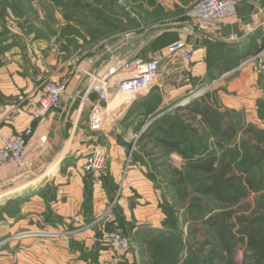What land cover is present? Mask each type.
Listing matches in <instances>:
<instances>
[{
  "label": "crops",
  "instance_id": "crops-1",
  "mask_svg": "<svg viewBox=\"0 0 264 264\" xmlns=\"http://www.w3.org/2000/svg\"><path fill=\"white\" fill-rule=\"evenodd\" d=\"M194 1L180 0L178 5L188 8ZM190 21L154 33L137 50L135 60L149 61L175 40H183L193 50L192 80L185 79L176 58H167L157 86L137 101L154 94L161 96L166 109L157 118L173 116L177 107L189 105L183 103L201 89L202 82L203 87L210 84V74L237 70L210 91L217 93L220 104L236 111L249 107L252 114L248 117H253L260 109L259 101H264V72L256 71L259 62L244 65V60L264 45V0H240L236 16L227 24L212 23L202 28L196 20ZM19 35L5 36L0 31V142L4 136L13 138L28 129L33 134L25 168L0 167V264H148L144 242L151 236L146 230H161L166 219L160 208L162 195L155 185L162 179L153 167L166 160L160 154L140 159L134 157L133 147L127 150L129 145L122 134L131 129L126 131L121 126L142 117L128 118L134 103L127 107L125 97L113 92L119 104L112 108L109 102L106 127L102 132H92L88 122L97 95L89 91L91 80L84 72L102 76L107 73L104 62L86 57L77 64L63 63L59 51L36 38L33 46L25 43L22 54L17 45ZM241 62L243 66L238 69ZM47 80L64 83L66 91L60 104L44 120L36 121L32 114L44 96ZM150 124L148 121L140 134ZM96 146L103 149L106 165L99 174L87 173L83 167ZM149 147L147 150L158 152ZM170 158L184 166L178 155ZM128 159V176L113 214L106 225H95L97 216L115 199ZM107 179L114 186L110 187ZM86 183L92 188L87 206ZM40 215L46 229L58 235L9 240L15 234L38 229L36 219ZM121 221L131 240L128 252L113 251L106 245L108 233Z\"/></svg>",
  "mask_w": 264,
  "mask_h": 264
},
{
  "label": "rangeland",
  "instance_id": "rangeland-1",
  "mask_svg": "<svg viewBox=\"0 0 264 264\" xmlns=\"http://www.w3.org/2000/svg\"><path fill=\"white\" fill-rule=\"evenodd\" d=\"M179 1L0 0V31H3L5 36L11 33L20 34L17 45L22 54L26 51L25 43L33 46L34 38H36L43 41L40 44L53 46L55 51H59L58 58L63 63L77 64L86 57L97 58L104 62L108 71L119 63L126 64L136 61L137 50L154 33L176 29L184 23L190 24L191 19L188 13L198 0H195L188 8L180 7ZM77 2L80 4L79 7H77ZM3 25L6 30H3ZM62 51L65 52L62 54ZM260 66H264V58L256 66L258 73L264 72ZM159 99L161 100H157L156 104L151 102L152 105L155 104L151 112H155L156 117L161 116L166 109L162 106V97ZM110 103L112 108L116 107L119 99L111 96ZM220 105L222 113L229 114L233 120L238 122L241 130L255 129L257 133L264 134V101H259L260 109L251 118L248 117L252 114L249 112V107L236 111L224 103ZM134 120L139 121L134 124ZM132 121L128 122L129 125L121 126V129L126 131L131 129L127 132L128 134H122V140L129 145L127 150L130 151V147H133L134 157L141 159L142 154L138 151L140 131L148 120L143 116L141 119ZM255 137L254 134L240 133L224 143V147L216 146L215 138L210 139L208 144L219 159L232 163L237 172V168L251 159ZM147 144L151 145L150 149L152 146L158 149L153 141ZM144 152L147 153L148 150ZM159 154L166 156L164 151L157 152V155ZM150 157L157 158L156 156ZM168 159L165 158V165L156 163L153 170L162 179L156 180L155 183L162 195L161 202L165 197L166 202L169 203V211L176 213L175 215L179 218L178 233H174L171 239L170 256L175 260L178 259L174 264H188L193 260L211 261L212 264H249L252 255L242 242L234 248L233 254H224L222 257L218 255V252L213 249L216 246V233L208 231L199 220L192 219L191 214L202 208L212 211L209 216L228 212L234 215V220L230 219V225L236 223V218H253L264 212V178L262 182H258V176H255V190H247L238 204L224 207L216 200L193 194V187L183 184L185 181L182 180V176L189 174L186 167L180 165L175 159L170 158L169 162ZM179 171L183 175H179ZM179 184L183 192L176 187ZM148 255L150 259L148 264H154V257L149 252Z\"/></svg>",
  "mask_w": 264,
  "mask_h": 264
},
{
  "label": "trees",
  "instance_id": "trees-1",
  "mask_svg": "<svg viewBox=\"0 0 264 264\" xmlns=\"http://www.w3.org/2000/svg\"><path fill=\"white\" fill-rule=\"evenodd\" d=\"M79 6L80 4L77 2V7ZM4 29L6 30L3 25ZM178 41L175 40L170 45ZM244 62L239 63L237 68ZM228 72L230 71L220 70L215 74H210L208 82L212 83ZM185 79L191 81L192 76L185 75ZM204 85L205 83L202 82L199 88ZM159 97L161 96L154 94L149 99L136 100L128 111V118L144 116L148 121H151L139 139V152L142 154V158L143 155L145 157L157 155V152L152 149L147 153L144 152L148 149L147 143L150 141H153L160 149H157L158 152L164 151L166 156L162 157L178 155L183 159V167H186V171L189 173L187 176H182V180L185 181L183 184L191 185L193 194L216 200L224 207L238 204L247 190H255L254 177L258 176V182H262L264 178V134L257 133L255 129L241 130L238 122L233 120L229 114L222 113L215 91L204 93L185 107H177L173 116L166 114L157 118L158 116L156 117L155 112L152 113L151 109H154L157 100H161ZM151 102L155 104L152 105ZM148 116H150L149 119ZM240 133L254 134L256 137L251 159L245 165L237 168L236 172L232 163L225 159H219L208 142L215 138V145L224 147V143ZM178 174L183 175L180 171ZM107 183L110 187L114 186L109 179H107ZM180 184L176 187L179 188ZM179 190L183 192L182 188ZM91 198L92 188L90 184L86 183V206L90 204ZM166 201L164 197L160 206L166 216L163 228L161 230H146V235L151 237L144 243L147 253L149 252L154 257V264H174L178 261L170 256V249L172 236L174 233H178L179 218L175 215L176 213L169 211V203ZM210 212H212L210 209L202 208L198 212H192L191 218L199 220L208 231L216 233V246L213 249L218 252V255L222 257L224 254H233L234 248L239 242H242L252 255L249 264H264V212L253 218H236V223H232V226L230 219L234 220V215L232 216L231 213L223 212L209 216ZM118 226L124 227V223L121 221ZM192 263L212 264L211 261L197 260L188 264Z\"/></svg>",
  "mask_w": 264,
  "mask_h": 264
},
{
  "label": "built area",
  "instance_id": "built-area-1",
  "mask_svg": "<svg viewBox=\"0 0 264 264\" xmlns=\"http://www.w3.org/2000/svg\"><path fill=\"white\" fill-rule=\"evenodd\" d=\"M239 1L240 0H198L190 9L188 16L191 20L199 22L202 28H207V25L212 23L227 24L236 16L237 4ZM192 54V47L185 41L179 40L164 51L155 53L149 61L136 60L126 64L119 63L102 76L94 72H84L85 76L91 80L89 91L97 95V103L92 108L89 116V129L92 132H102L106 127V110H108V104L113 92L125 97V105L127 107L133 104L137 99L147 96L150 91L157 86L161 77L162 65L167 58H176L180 62L183 73L186 76H192L194 73ZM263 58L264 45L255 55L247 59L244 65L260 62ZM242 66L243 65H241L240 68ZM260 69L264 70V66H260ZM235 71L237 70L226 73L221 79L192 93L184 103H189L193 99L201 97L204 93L210 91L217 83ZM118 75H120L119 78H117ZM65 91L66 85L64 83L61 84L51 80L45 81L44 96L40 101L39 107L33 112V118L36 121L44 120L50 111L60 104ZM32 134V130L28 129L23 135L13 138L6 136L1 138L0 167L25 168L27 164L26 152ZM106 161L107 159L103 149L96 146L87 156L83 169L87 173L99 174L104 170ZM129 162L130 160L128 159L123 170L115 199L97 216L93 222L95 225H106L112 216L128 176ZM36 222L39 226L38 229L15 234L9 240H21L28 237L41 239L50 235H58V233H53L46 229V221L43 216H38ZM106 245L113 251L128 252L131 248V240L125 234L122 227L115 225L106 237Z\"/></svg>",
  "mask_w": 264,
  "mask_h": 264
}]
</instances>
